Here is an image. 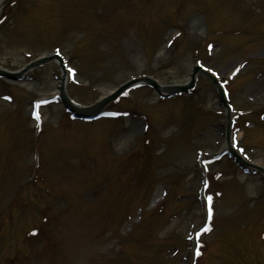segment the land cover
Returning a JSON list of instances; mask_svg holds the SVG:
<instances>
[{"label":"rangeland","instance_id":"374dc122","mask_svg":"<svg viewBox=\"0 0 264 264\" xmlns=\"http://www.w3.org/2000/svg\"><path fill=\"white\" fill-rule=\"evenodd\" d=\"M33 1L35 7L21 13L9 0L3 5L0 23L7 8L14 16L0 27V67L18 70L58 52L73 71L67 92L81 105L140 75L164 86L182 84L196 51L203 66L225 78L251 60L225 83L234 110L258 111L234 118L233 142L248 160L264 166V0H185L181 8L182 0H87L94 1L87 9L82 0ZM100 3L114 12L97 24ZM101 24L104 36L98 41ZM177 28L182 38L159 56ZM242 30L250 32L217 33ZM207 37L208 44L200 43ZM33 75L38 81L31 85L0 81V264H264V240L256 239L264 229V185L241 176L226 157L212 160L223 144L224 118L210 82L199 78L191 96L165 103L151 90L133 91V101L123 98L110 106L124 117L115 125H82L61 105L45 106L36 135L31 104L55 94L59 72L50 64ZM139 108L151 115L147 139L161 145L156 154L150 145L147 155L138 154ZM119 123L127 125L118 130ZM36 140L38 177L29 151ZM126 153H132L129 160ZM31 181L34 190L23 188ZM153 200L157 206L134 224ZM129 222L134 226L127 234Z\"/></svg>","mask_w":264,"mask_h":264},{"label":"water","instance_id":"95a60500","mask_svg":"<svg viewBox=\"0 0 264 264\" xmlns=\"http://www.w3.org/2000/svg\"><path fill=\"white\" fill-rule=\"evenodd\" d=\"M178 90H181L180 88H175L173 91H178ZM64 102L71 108V109H73L65 100H64ZM100 108H101V106H99V107H96V108H94V109H90L89 111H92V112H96V111H99L100 110ZM75 110V109H74ZM81 114L83 113H85L86 112V110L85 111H79Z\"/></svg>","mask_w":264,"mask_h":264},{"label":"bare ground","instance_id":"6f19581e","mask_svg":"<svg viewBox=\"0 0 264 264\" xmlns=\"http://www.w3.org/2000/svg\"><path fill=\"white\" fill-rule=\"evenodd\" d=\"M4 1H5V0H0V11H1V8H2V6H3V4H4Z\"/></svg>","mask_w":264,"mask_h":264},{"label":"snow or ice","instance_id":"6c2138e0","mask_svg":"<svg viewBox=\"0 0 264 264\" xmlns=\"http://www.w3.org/2000/svg\"><path fill=\"white\" fill-rule=\"evenodd\" d=\"M69 71L71 72L72 70L71 69H69ZM39 119V117L37 116V120Z\"/></svg>","mask_w":264,"mask_h":264}]
</instances>
